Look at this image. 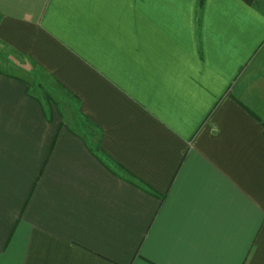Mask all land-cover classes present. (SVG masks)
Masks as SVG:
<instances>
[{"label":"crops","instance_id":"0c3cea01","mask_svg":"<svg viewBox=\"0 0 264 264\" xmlns=\"http://www.w3.org/2000/svg\"><path fill=\"white\" fill-rule=\"evenodd\" d=\"M0 47L94 130L0 68V264H264V0H0Z\"/></svg>","mask_w":264,"mask_h":264},{"label":"rangeland","instance_id":"374dc122","mask_svg":"<svg viewBox=\"0 0 264 264\" xmlns=\"http://www.w3.org/2000/svg\"><path fill=\"white\" fill-rule=\"evenodd\" d=\"M0 50V68L10 72V74H19L26 78L30 87V92L40 100L46 112L52 111V113H58L63 120L68 122L67 125L82 133L85 137L90 135L91 132H94L92 127L78 115L77 103L73 97L62 90L52 77L47 75L34 63L24 59L25 62L21 64L18 61H14L11 56L8 55L9 57H7V55L3 54L10 53V51H6V49L2 47H0ZM9 60L12 61L11 65L7 63ZM236 88L234 87V93L241 99L245 100L250 105L258 103V100H254L256 99L255 97L250 96L247 92L241 91L240 88H238L239 90ZM257 88L259 90H264V79L259 80ZM257 107L258 106L255 108L258 112L264 111L262 106H260L261 108L259 109ZM262 116H264V112H262Z\"/></svg>","mask_w":264,"mask_h":264},{"label":"trees","instance_id":"16d2710c","mask_svg":"<svg viewBox=\"0 0 264 264\" xmlns=\"http://www.w3.org/2000/svg\"><path fill=\"white\" fill-rule=\"evenodd\" d=\"M202 3V0H200V4Z\"/></svg>","mask_w":264,"mask_h":264}]
</instances>
